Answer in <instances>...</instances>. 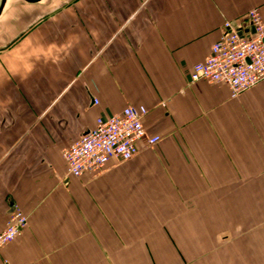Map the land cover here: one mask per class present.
I'll list each match as a JSON object with an SVG mask.
<instances>
[{
    "label": "crops",
    "instance_id": "crops-1",
    "mask_svg": "<svg viewBox=\"0 0 264 264\" xmlns=\"http://www.w3.org/2000/svg\"><path fill=\"white\" fill-rule=\"evenodd\" d=\"M251 9L264 21V0L6 1L0 233L12 203L28 220L0 264H264V82L188 83ZM127 106L158 144L68 175L62 151Z\"/></svg>",
    "mask_w": 264,
    "mask_h": 264
},
{
    "label": "built area",
    "instance_id": "built-area-1",
    "mask_svg": "<svg viewBox=\"0 0 264 264\" xmlns=\"http://www.w3.org/2000/svg\"><path fill=\"white\" fill-rule=\"evenodd\" d=\"M251 35L240 37L223 25L224 33L212 46L209 57L191 68L190 85L205 81L224 84L236 98L259 82H264V21L257 9L247 13ZM240 31V30H239ZM253 31V32H252ZM94 104H98L95 99ZM148 111L143 106H127L120 113L96 119L95 127L62 151L68 175L80 178L101 172L110 161L126 162L138 153V145L154 147L160 141L143 126ZM27 217L16 203L10 206L5 230L0 233V249L11 243L27 226Z\"/></svg>",
    "mask_w": 264,
    "mask_h": 264
},
{
    "label": "water",
    "instance_id": "water-1",
    "mask_svg": "<svg viewBox=\"0 0 264 264\" xmlns=\"http://www.w3.org/2000/svg\"><path fill=\"white\" fill-rule=\"evenodd\" d=\"M6 1L7 0H1V4H0V14H1V12H2V10H3V8H4V6H5V4H6ZM25 2H27V3H34V2H38V1H40V0H24ZM253 32V31H252ZM237 33H238V35L240 36V37H242V32L241 31H238L237 30Z\"/></svg>",
    "mask_w": 264,
    "mask_h": 264
}]
</instances>
